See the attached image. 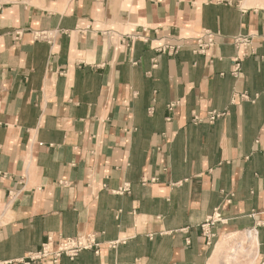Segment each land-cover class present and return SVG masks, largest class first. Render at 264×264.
I'll use <instances>...</instances> for the list:
<instances>
[{
    "label": "crops",
    "instance_id": "crops-1",
    "mask_svg": "<svg viewBox=\"0 0 264 264\" xmlns=\"http://www.w3.org/2000/svg\"><path fill=\"white\" fill-rule=\"evenodd\" d=\"M245 231L264 264V0H0V264L86 232L124 243L59 264H210Z\"/></svg>",
    "mask_w": 264,
    "mask_h": 264
},
{
    "label": "built area",
    "instance_id": "built-area-1",
    "mask_svg": "<svg viewBox=\"0 0 264 264\" xmlns=\"http://www.w3.org/2000/svg\"><path fill=\"white\" fill-rule=\"evenodd\" d=\"M217 33L209 30H205L201 35L196 38L193 52L205 54L207 50L215 44ZM36 39H43L48 43L53 42L54 36L47 31H39L34 33ZM232 44L236 48V54L231 59L230 74L238 79L241 74L242 61L249 55L254 54V48L252 47V38L248 34H239L232 38ZM165 50V49H164ZM167 52H174L175 49L168 50ZM246 92L235 94L236 100H254ZM177 102H171L167 105V109L171 111ZM148 112H152V107L148 109ZM225 115V112L209 111L205 116H200L193 113L191 120L194 123L207 121L209 123L214 122L216 119ZM129 191V185L123 184L117 189L113 190L114 193L121 194ZM216 222H219V218L216 216L209 218L201 225L202 233L210 238L213 233L210 232V227ZM250 235V231L247 232ZM124 243V239H117L115 241L101 243L97 240L96 235L93 232H86L81 235L66 237V238H53L47 236L46 240L40 244V246L32 251H29L19 260L6 262L5 264H59L61 257H67L73 260L78 254L84 250H91L95 254H100L102 246L108 248H115L118 244Z\"/></svg>",
    "mask_w": 264,
    "mask_h": 264
},
{
    "label": "bare ground",
    "instance_id": "bare-ground-1",
    "mask_svg": "<svg viewBox=\"0 0 264 264\" xmlns=\"http://www.w3.org/2000/svg\"><path fill=\"white\" fill-rule=\"evenodd\" d=\"M240 235L241 236L238 238V239H240V242L238 241L239 244L235 246V249L230 248V242L232 240H234L235 237H237V234L232 233V234H227V235L222 236L216 245V248L214 250L213 257H212V260L210 261V264H218L219 262H221V259H223V258H227V261L229 260V262H228L229 264H239V262H240L239 258L237 259V257L234 256L235 255L234 253L238 252V250H237L238 248H239V250L241 249V253L242 252L245 253V254H243L245 256V258H252L253 257V255H252L253 236L251 234L248 235V233L246 231L241 232ZM244 244H247V246H243ZM228 248H230V250L233 252L232 253L233 256L232 255H226ZM227 254H229V252ZM242 258H240V259H242ZM224 262H226V261H224Z\"/></svg>",
    "mask_w": 264,
    "mask_h": 264
},
{
    "label": "rangeland",
    "instance_id": "rangeland-1",
    "mask_svg": "<svg viewBox=\"0 0 264 264\" xmlns=\"http://www.w3.org/2000/svg\"><path fill=\"white\" fill-rule=\"evenodd\" d=\"M240 236H241L240 233H238L237 234V237H235V239L230 242V248L231 249H235V246L239 244L240 239H238V238ZM243 246H247V244H244ZM230 248L227 249L226 255H232L233 252L230 250ZM237 250H238V252H235L234 253L235 254L234 256H236L237 259L239 258V261H240L239 264H251L252 263V261H253L252 259L253 258H245V256L243 255L245 253L244 252L241 253V249L239 250V248ZM228 252H229V254H227ZM252 255H253V249H252ZM240 258H242V259H240ZM221 261H222L221 264H223V263L224 264H227L229 262V260L227 261V258H223V259H221ZM224 261H226V262H224Z\"/></svg>",
    "mask_w": 264,
    "mask_h": 264
}]
</instances>
